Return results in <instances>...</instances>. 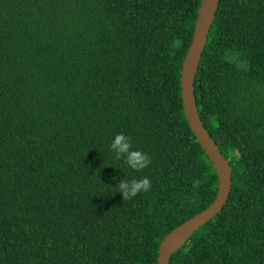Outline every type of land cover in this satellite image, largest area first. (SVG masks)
Listing matches in <instances>:
<instances>
[{
	"label": "trees",
	"instance_id": "obj_1",
	"mask_svg": "<svg viewBox=\"0 0 264 264\" xmlns=\"http://www.w3.org/2000/svg\"><path fill=\"white\" fill-rule=\"evenodd\" d=\"M200 1L0 0V264H157L214 200L179 81ZM194 96L231 190L169 263L264 264V0H218ZM121 132L149 167L115 159Z\"/></svg>",
	"mask_w": 264,
	"mask_h": 264
},
{
	"label": "water",
	"instance_id": "obj_2",
	"mask_svg": "<svg viewBox=\"0 0 264 264\" xmlns=\"http://www.w3.org/2000/svg\"><path fill=\"white\" fill-rule=\"evenodd\" d=\"M217 4L218 0L200 1L190 44L182 61L179 80L185 119L197 143L214 168L217 192L214 200L205 209L176 226L162 238L157 250V264H170L171 256L194 232L221 211L231 190V167L201 121L194 96V78L215 18Z\"/></svg>",
	"mask_w": 264,
	"mask_h": 264
},
{
	"label": "clouds",
	"instance_id": "obj_3",
	"mask_svg": "<svg viewBox=\"0 0 264 264\" xmlns=\"http://www.w3.org/2000/svg\"><path fill=\"white\" fill-rule=\"evenodd\" d=\"M110 148L115 155V159L120 160L123 158L124 162L135 171H142L152 163V159L147 153L134 149L132 137L122 132L114 137ZM151 185V179L145 176L141 179H122L115 188L122 195L123 200H131L142 192H148L151 189Z\"/></svg>",
	"mask_w": 264,
	"mask_h": 264
},
{
	"label": "rangeland",
	"instance_id": "obj_4",
	"mask_svg": "<svg viewBox=\"0 0 264 264\" xmlns=\"http://www.w3.org/2000/svg\"><path fill=\"white\" fill-rule=\"evenodd\" d=\"M205 111H206V113H208V108H206V110H205Z\"/></svg>",
	"mask_w": 264,
	"mask_h": 264
}]
</instances>
